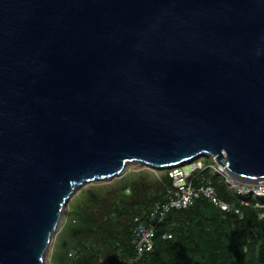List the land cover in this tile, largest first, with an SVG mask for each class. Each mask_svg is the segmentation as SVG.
<instances>
[{
  "label": "water",
  "instance_id": "water-1",
  "mask_svg": "<svg viewBox=\"0 0 264 264\" xmlns=\"http://www.w3.org/2000/svg\"><path fill=\"white\" fill-rule=\"evenodd\" d=\"M203 158L264 181V0H0V264H48L85 186Z\"/></svg>",
  "mask_w": 264,
  "mask_h": 264
},
{
  "label": "trees",
  "instance_id": "trees-1",
  "mask_svg": "<svg viewBox=\"0 0 264 264\" xmlns=\"http://www.w3.org/2000/svg\"><path fill=\"white\" fill-rule=\"evenodd\" d=\"M205 159L188 182L212 188L219 205L200 195L165 211L178 192L171 171L148 169L155 178L146 172L106 192L91 188L70 211L68 254L58 264H264V197L231 189L213 159ZM149 226L153 248L141 255L137 233Z\"/></svg>",
  "mask_w": 264,
  "mask_h": 264
},
{
  "label": "built area",
  "instance_id": "built-area-1",
  "mask_svg": "<svg viewBox=\"0 0 264 264\" xmlns=\"http://www.w3.org/2000/svg\"><path fill=\"white\" fill-rule=\"evenodd\" d=\"M203 163H196L192 166H188L185 169L171 171L170 177L174 180L175 187L178 189L176 199H173L167 207H165V211H169L171 208L180 210L184 207L189 206L192 203L193 199L200 197V195H204L205 197L212 200L213 203L219 205L218 200L215 196L214 190L212 188L209 189H198L192 187V185L188 182L192 174L198 170L203 169ZM215 172H217L220 176L225 177V180L231 189L237 190L242 195H251V196H259L264 197V186H260L258 188H243L238 189L232 179L228 180L227 173L226 176L222 174V168L219 166V170L216 168L215 164ZM221 172V173H219ZM260 183H264L260 182ZM254 187V186H253ZM223 210H227L225 205H221ZM155 238V228L153 226L149 227H141L137 233V247L139 254H143L144 252H148L153 248V239Z\"/></svg>",
  "mask_w": 264,
  "mask_h": 264
},
{
  "label": "rangeland",
  "instance_id": "rangeland-1",
  "mask_svg": "<svg viewBox=\"0 0 264 264\" xmlns=\"http://www.w3.org/2000/svg\"><path fill=\"white\" fill-rule=\"evenodd\" d=\"M201 161L205 162L206 159L203 158V159H201ZM213 162L216 164V168L219 170V166L216 163V161L213 160ZM194 163L195 162H193L189 165H185L183 167L172 169V171L185 169L186 167H188L190 165L192 166ZM148 169H149L148 167H142L139 165L131 166L130 168L127 169V171L125 172L123 177H121L119 179H115V180L108 181V182H100V183H95L92 185H87L84 188L80 189V191H78V193H76L74 195V197L71 199L70 203L68 204V208L65 212V216H64L63 221L61 223L58 234L56 235L54 242L52 244V247L48 253L47 263L48 264H58V263H60L61 259L67 258L69 246H68V240H67L68 237L66 238V235L69 232L70 224L74 220L73 219L74 216L70 213V211H71V209L74 210L78 203H82V201H84L87 198V196L90 195L91 188L100 187L102 189V192H106V190H110L114 187H118L119 183H124L125 180H128L130 178L131 179L132 178L138 179L140 175H144V173H146V172L150 173L151 176L155 178L156 174L147 171ZM219 173H221V172H219ZM225 173H226L225 170L222 169V174H224L226 176L227 174H225ZM227 178H228V180L232 179V181H234V183L238 189H243V188H251L252 189V188H258L260 186H264V183L249 184V183L238 182V181L234 180L233 178H231L230 176H227ZM62 262L63 261H61V263Z\"/></svg>",
  "mask_w": 264,
  "mask_h": 264
},
{
  "label": "bare ground",
  "instance_id": "bare-ground-1",
  "mask_svg": "<svg viewBox=\"0 0 264 264\" xmlns=\"http://www.w3.org/2000/svg\"><path fill=\"white\" fill-rule=\"evenodd\" d=\"M195 164V163H194Z\"/></svg>",
  "mask_w": 264,
  "mask_h": 264
}]
</instances>
